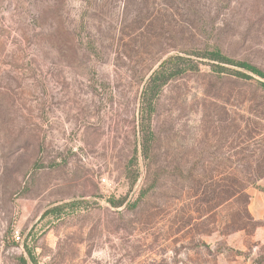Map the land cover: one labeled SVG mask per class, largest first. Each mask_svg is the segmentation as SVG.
I'll use <instances>...</instances> for the list:
<instances>
[{
  "label": "rangeland",
  "instance_id": "rangeland-1",
  "mask_svg": "<svg viewBox=\"0 0 264 264\" xmlns=\"http://www.w3.org/2000/svg\"><path fill=\"white\" fill-rule=\"evenodd\" d=\"M215 50L264 73V0H0V264H264V76Z\"/></svg>",
  "mask_w": 264,
  "mask_h": 264
},
{
  "label": "trees",
  "instance_id": "trees-1",
  "mask_svg": "<svg viewBox=\"0 0 264 264\" xmlns=\"http://www.w3.org/2000/svg\"><path fill=\"white\" fill-rule=\"evenodd\" d=\"M209 58L218 62L215 65V67H217L219 69H222L221 66L223 64L227 63L230 65H234V66L243 68L249 72L258 74L260 76H264V73L261 70H259L255 65H253L249 62H246V61H235V60L229 59V58L225 57L218 50L210 52ZM185 59H186V57H184L182 55H175V56H171L168 59L164 60L160 64L159 69L157 71H155L150 78L151 88L153 89L156 86H161L162 84L166 83V81L169 77L168 76L169 65L171 63H173V61H175V60L179 61V60H185ZM237 73L243 75L244 77H250L248 74H245L244 72L238 71ZM260 190L264 191V188H261ZM21 261H22V264H27V260L25 258H22Z\"/></svg>",
  "mask_w": 264,
  "mask_h": 264
},
{
  "label": "crops",
  "instance_id": "crops-1",
  "mask_svg": "<svg viewBox=\"0 0 264 264\" xmlns=\"http://www.w3.org/2000/svg\"><path fill=\"white\" fill-rule=\"evenodd\" d=\"M250 207H251V210H254L255 208L253 215L256 220L264 219V203L263 202H260V203L251 202Z\"/></svg>",
  "mask_w": 264,
  "mask_h": 264
},
{
  "label": "built area",
  "instance_id": "built-area-1",
  "mask_svg": "<svg viewBox=\"0 0 264 264\" xmlns=\"http://www.w3.org/2000/svg\"><path fill=\"white\" fill-rule=\"evenodd\" d=\"M15 238H16L17 240H20L21 237H20L19 234H16Z\"/></svg>",
  "mask_w": 264,
  "mask_h": 264
}]
</instances>
